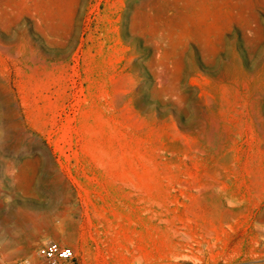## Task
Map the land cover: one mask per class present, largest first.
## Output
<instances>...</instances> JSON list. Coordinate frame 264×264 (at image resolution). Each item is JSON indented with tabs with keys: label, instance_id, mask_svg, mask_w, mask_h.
Listing matches in <instances>:
<instances>
[{
	"label": "rangeland",
	"instance_id": "374dc122",
	"mask_svg": "<svg viewBox=\"0 0 264 264\" xmlns=\"http://www.w3.org/2000/svg\"><path fill=\"white\" fill-rule=\"evenodd\" d=\"M48 241L264 264V0H0V264Z\"/></svg>",
	"mask_w": 264,
	"mask_h": 264
},
{
	"label": "built area",
	"instance_id": "2783aa9c",
	"mask_svg": "<svg viewBox=\"0 0 264 264\" xmlns=\"http://www.w3.org/2000/svg\"><path fill=\"white\" fill-rule=\"evenodd\" d=\"M73 257L74 251L71 247L48 241L36 249L35 258H20L10 264H64Z\"/></svg>",
	"mask_w": 264,
	"mask_h": 264
},
{
	"label": "bare ground",
	"instance_id": "6f19581e",
	"mask_svg": "<svg viewBox=\"0 0 264 264\" xmlns=\"http://www.w3.org/2000/svg\"><path fill=\"white\" fill-rule=\"evenodd\" d=\"M59 230V229H58Z\"/></svg>",
	"mask_w": 264,
	"mask_h": 264
}]
</instances>
